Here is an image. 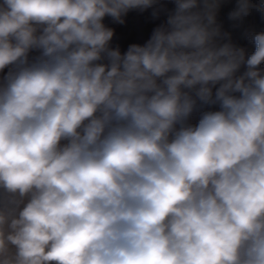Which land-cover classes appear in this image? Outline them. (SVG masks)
I'll return each mask as SVG.
<instances>
[{
    "label": "clouds",
    "instance_id": "clouds-1",
    "mask_svg": "<svg viewBox=\"0 0 264 264\" xmlns=\"http://www.w3.org/2000/svg\"><path fill=\"white\" fill-rule=\"evenodd\" d=\"M158 3L0 0V264H264V31L172 0L112 47Z\"/></svg>",
    "mask_w": 264,
    "mask_h": 264
},
{
    "label": "rangeland",
    "instance_id": "rangeland-1",
    "mask_svg": "<svg viewBox=\"0 0 264 264\" xmlns=\"http://www.w3.org/2000/svg\"><path fill=\"white\" fill-rule=\"evenodd\" d=\"M235 0H223L221 9L218 13V22L221 23L223 29L231 33L232 40L238 46L245 47L249 53L254 51V44L247 39V33L264 31V18L255 11L242 22H233L228 20V13L234 7ZM161 8L158 18L152 17L153 9H147L143 12L132 10L133 16V39L132 43L143 44L150 37L152 30L166 19L168 11L174 9L172 0H159L157 5ZM264 67V65H262ZM199 114H194L192 122L195 123Z\"/></svg>",
    "mask_w": 264,
    "mask_h": 264
},
{
    "label": "crops",
    "instance_id": "crops-1",
    "mask_svg": "<svg viewBox=\"0 0 264 264\" xmlns=\"http://www.w3.org/2000/svg\"><path fill=\"white\" fill-rule=\"evenodd\" d=\"M124 23L118 24L112 21L111 18H105V24L108 27H111L114 29V37L111 42L112 47L119 46L121 51H126L127 47L132 44L133 39V16L132 11H130L125 17H124Z\"/></svg>",
    "mask_w": 264,
    "mask_h": 264
}]
</instances>
